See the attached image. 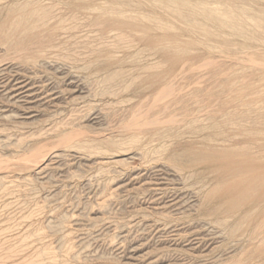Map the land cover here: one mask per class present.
<instances>
[{
    "label": "rangeland",
    "instance_id": "rangeland-1",
    "mask_svg": "<svg viewBox=\"0 0 264 264\" xmlns=\"http://www.w3.org/2000/svg\"><path fill=\"white\" fill-rule=\"evenodd\" d=\"M262 132L264 0H0V264H264L182 156Z\"/></svg>",
    "mask_w": 264,
    "mask_h": 264
},
{
    "label": "bare ground",
    "instance_id": "bare-ground-1",
    "mask_svg": "<svg viewBox=\"0 0 264 264\" xmlns=\"http://www.w3.org/2000/svg\"><path fill=\"white\" fill-rule=\"evenodd\" d=\"M203 11V10H202ZM193 12V11H192ZM230 16V15H229ZM205 17L211 18L212 16H210L209 13L206 12ZM228 20V18H227ZM244 21H246V19L243 18ZM167 58V57H166ZM165 58V59H166ZM169 57L166 59L167 61ZM7 72V71H6ZM165 79V78H164ZM169 82V81H168ZM170 83V82H169ZM164 84V82H163ZM166 84V83H165ZM164 84V85H165ZM11 85V84H10ZM16 85V84H15ZM22 85V84H21ZM169 85V84H168ZM20 86V85H19ZM167 86V85H166ZM164 86V87H166ZM15 87V86H14ZM14 87H11L12 89H14ZM38 87V86H37ZM26 88V87H25ZM170 88V87H169ZM166 91L167 92V89ZM172 88V87H171ZM170 88V89H171ZM199 88V86H198ZM197 88V89H198ZM201 88V87H200ZM217 88V87H216ZM19 89V88H18ZM163 89V88H161ZM165 89V88H164ZM208 89V88H207ZM10 90V89H9ZM25 90V89H24ZM173 90V89H171ZM206 90V89H204ZM211 90V89H210ZM214 90V89H213ZM212 90V91H213ZM162 91V90H161ZM173 92V91H172ZM214 92V91H213ZM14 93V91H13ZM21 93V92H20ZM28 93V92H27ZM47 93V92H46ZM62 93V92H61ZM160 93V92H159ZM202 93V92H201ZM164 94V93H163ZM168 94V93H167ZM170 94V93H169ZM199 94V93H198ZM14 95V94H13ZM24 95V94H23ZM58 95V94H57ZM162 95V92H161ZM172 95V94H170ZM169 95V98H170ZM175 95V94H174ZM173 95V96H174ZM178 95V94H176ZM175 95V98H177ZM197 95V94H196ZM42 96V95H41ZM165 96V95H164ZM163 96V98H164ZM205 96V95H204ZM179 97V96H178ZM201 97V96H200ZM25 98V97H24ZM207 98V97H206ZM22 99V98H21ZM174 99V98H173ZM181 99V98H180ZM17 100V99H16ZM28 100V99H27ZM168 100V99H167ZM178 100V99H177ZM176 100V101H177ZM170 101V100H168ZM202 103V101H201ZM200 103V104H201ZM37 104V103H36ZM168 105V103H166ZM177 104V103H176ZM181 104V103H180ZM198 104V103H197ZM34 105V104H33ZM165 105V106H167ZM170 106V105H169ZM184 106V105H183ZM182 106V107H183ZM204 106V105H203ZM211 106V105H210ZM32 107V106H31ZM30 107V108H31ZM36 107V106H35ZM205 108V107H204ZM217 108V107H216ZM37 109V107H36ZM166 109V107H165ZM164 109V110H165ZM173 109V108H172ZM23 110V108H22ZM205 111V110H204ZM168 112V110H167ZM218 112V111H217ZM166 114V113H165ZM200 114V113H199ZM211 114V113H210ZM175 115V114H174ZM209 115V114H208ZM224 115V114H223ZM170 116V115H169ZM183 116V115H182ZM238 116V115H237ZM204 117V116H203ZM202 117V118H203ZM206 117V116H205ZM204 117V118H205ZM234 117V116H233ZM240 117V116H239ZM162 118V117H161ZM203 118V119H204ZM169 122L171 120V117L168 118ZM201 119V118H200ZM242 121L243 117L241 118ZM174 120V119H173ZM214 120V119H213ZM229 121L228 123H231L233 120L232 119H228ZM160 121V119H159ZM177 121V120H176ZM215 121V120H214ZM162 122V121H161ZM151 123H153L151 121ZM159 123V122H158ZM167 123L163 121V124ZM171 123V122H170ZM169 123V124H170ZM173 123V122H172ZM204 123V122H203ZM208 123V122H207ZM234 123V122H233ZM238 123V122H237ZM162 124V123H161ZM168 124V123H167ZM217 124V123H216ZM215 124V125H216ZM232 124V123H231ZM239 124V123H238ZM237 124V125H238ZM159 125V124H158ZM201 125V124H200ZM235 125V124H234ZM240 125V124H239ZM160 126V125H159ZM167 126V125H166ZM209 126V125H208ZM211 126V125H210ZM241 126V125H240ZM163 127V126H162ZM195 127V126H194ZM217 127V126H216ZM230 127V126H229ZM148 128V127H147ZM168 128V127H167ZM208 128V127H207ZM215 127H213L214 129ZM218 128V127H217ZM220 128V127H219ZM238 128V126H237ZM162 129V128H161ZM209 129V128H208ZM223 129V128H222ZM168 130V129H167ZM220 130V129H219ZM240 131L243 132H248L247 129H244L243 127H241V129H239ZM159 131V130H158ZM206 131V130H205ZM214 131V130H213ZM238 131V130H237ZM263 131V130H262ZM261 132V131H260ZM203 133V132H202ZM242 133V132H241ZM188 134V133H187ZM218 134V133H217ZM226 134V133H225ZM158 135V134H157ZM199 135V134H198ZM197 135V136H198ZM245 142L243 143L246 147L243 148H238V146H236L238 144V142L233 143L232 147L225 148L222 150H217V151H208V153H186L185 155H182L183 158L187 161V164L191 163V162H196V161H200V160H205V158L207 156H209L208 158H227V157H234V156H241L244 157L245 159H250L252 161V163H255V165L250 164L248 167H241V166H229L228 168H224V170H226L227 174L221 175L219 177H217V182L219 184L218 187H220V184L224 183L223 185H226L227 183H229V181H233V184H235L232 187H228V189H232V188H238L240 190H242V194L239 193L240 196H237V198L233 199V201H230V203H225L224 206L220 207L219 209H217V225H221V226H225L228 229L229 234L227 233V235H229L230 237L234 238V235L236 234L237 231V226L250 222L251 219H257L261 216L264 217V145H259L258 149L254 148L251 146V144L249 142L252 143V141H254L255 139H252V135H248L245 133ZM261 135H263V132L261 133ZM156 136V135H155ZM183 136V135H182ZM242 136V135H241ZM264 136V135H263ZM160 137V136H159ZM173 137V136H172ZM209 137V136H208ZM206 138V137H205ZM204 138V139H205ZM228 139V138H227ZM159 140V139H158ZM222 141V140H221ZM212 142V141H211ZM215 142H217V140H215ZM220 142V141H219ZM262 142V141H261ZM207 143V142H206ZM218 144V143H217ZM223 144V143H222ZM227 144V143H226ZM231 145V144H230ZM257 145V144H256ZM252 148H251V147ZM237 147V148H236ZM257 147V146H255ZM209 148V147H208ZM212 156V157H211ZM144 157V156H143ZM140 158V157H139ZM173 160V159H172ZM232 160V159H231ZM173 164H175V162L171 161ZM221 166V165H220ZM223 166H221L222 169ZM176 169V168H175ZM219 169V168H218ZM175 171V170H174ZM178 172V171H177ZM134 177V176H133ZM222 185V186H223ZM242 185V186H241ZM243 187V188H241ZM222 188V187H220ZM200 190V189H199ZM219 188L217 189L218 192ZM221 191V190H220ZM223 191V190H222ZM194 193V192H193ZM194 195V194H193ZM205 195V194H204ZM203 195V196H204ZM192 199V198H191ZM255 214H257L258 216H256ZM219 215H223V218L219 217ZM262 217V222L264 221V218ZM256 220V221H257ZM258 222V221H257ZM260 225L263 224L261 223V219H260ZM249 224V223H248ZM264 225V224H263ZM248 226V225H247ZM239 227V226H238ZM264 227V226H263ZM260 228V227H259ZM242 229V228H241ZM252 229V228H250ZM261 229V228H260ZM259 229V230H260ZM263 229V228H262ZM247 230V229H246ZM254 231V229H253ZM208 232V231H207ZM252 233V231L250 232V234ZM255 233V231L253 232ZM219 234V233H218ZM223 234V233H222ZM243 234V233H242ZM217 235V234H216ZM228 236V237H229ZM249 236V235H248ZM206 237V236H205ZM191 239V238H190ZM233 244V242H232ZM183 245V244H182ZM200 256V255H199Z\"/></svg>",
    "mask_w": 264,
    "mask_h": 264
}]
</instances>
